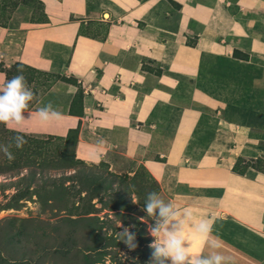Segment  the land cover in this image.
<instances>
[{"label": "crops", "instance_id": "1", "mask_svg": "<svg viewBox=\"0 0 264 264\" xmlns=\"http://www.w3.org/2000/svg\"><path fill=\"white\" fill-rule=\"evenodd\" d=\"M41 1L45 22H34L22 5L0 26V86L8 80L4 69L17 62L69 81L43 85L23 125L6 127L58 137L79 128L77 158L136 160L180 219L191 209L184 230L190 253L264 264V254L216 230L230 218L264 240V171L252 165L264 159V0ZM90 22L106 25L104 37L83 32ZM49 102L63 118L42 124L36 111ZM239 158L251 163L244 173L233 170ZM200 220L212 225L208 239L218 249L195 233Z\"/></svg>", "mask_w": 264, "mask_h": 264}, {"label": "rangeland", "instance_id": "2", "mask_svg": "<svg viewBox=\"0 0 264 264\" xmlns=\"http://www.w3.org/2000/svg\"><path fill=\"white\" fill-rule=\"evenodd\" d=\"M27 3L24 6L32 10V16L34 9L35 19L40 17V11L35 10L31 5L36 3L33 1ZM11 10L12 7L6 0H0V21L7 20ZM177 10L176 4L170 9L168 18H171L166 24L171 28L175 27L178 20ZM107 16L108 14L105 15ZM83 32L102 38L106 32V25L90 22L84 26ZM195 41L190 38L188 44H195ZM240 56L247 58L246 54ZM147 62H151L152 65ZM144 65L159 67L153 61H146ZM18 68L21 67L9 68L12 72L11 78L18 74ZM22 68V74L34 93V99L38 91L43 89V85H48L50 79H54ZM79 100L78 97L77 101ZM32 102L29 103V107ZM11 138V133L4 129L0 130V145H8ZM34 139L38 140L36 146L40 151L45 150L55 154L59 150L72 154V140L46 138L45 135H35ZM9 150L14 159L9 160L0 151V264H165V258H157L156 249L149 247L155 242V237L154 242L149 245L137 241L138 246L135 250L129 251L127 246L118 239L121 227L126 226L117 214L119 211L110 210V207L105 208L98 199L92 201L97 207L96 213L87 216L98 215L101 219H105L102 222L107 223H102L105 227L96 231L95 243L90 233L91 221H87L81 233L75 222L79 210L77 206H83V209L89 206V201L83 205L79 204L80 195L89 196L90 194V192H82L84 182L95 181L94 175L97 174L129 173L132 178L125 182L123 187L127 186V188L123 189L137 203L140 190H137L134 184L150 180L152 175L138 161L113 153L112 165L106 162L91 164L84 161L85 164H78L71 168H57V164L54 166L43 164L46 167L43 168L38 164V162L41 164L42 160L34 156L29 159L21 158L25 152L15 146ZM243 161L244 159L240 158L237 164L238 170L246 169L248 162L243 163ZM254 165L263 170L264 159H259ZM108 179L111 180V178ZM55 185L59 186V189H56ZM62 185L66 186V191L61 189ZM158 194L164 199L165 204L169 203V198L165 194L162 192ZM111 198L107 195L106 200L109 201ZM10 205L16 206L8 208ZM145 218L143 217L142 220L150 233L149 229L156 225V218L151 217L150 221ZM130 225L135 224L132 222ZM138 229L135 225V228L130 230L135 232L139 231ZM216 230L233 242L264 254V240L254 237L230 218L220 219ZM106 236L111 239H105Z\"/></svg>", "mask_w": 264, "mask_h": 264}, {"label": "clouds", "instance_id": "3", "mask_svg": "<svg viewBox=\"0 0 264 264\" xmlns=\"http://www.w3.org/2000/svg\"><path fill=\"white\" fill-rule=\"evenodd\" d=\"M17 71L16 76L0 86V124L5 126L23 125L27 120L23 113L27 111L29 103L34 99V93L28 87L22 74L23 68H18ZM36 116L42 124L57 122L63 118V114L54 109L51 102L39 107ZM26 143L25 137L18 134L11 138L8 145H0V151L11 160L14 157L9 149L12 146L21 149ZM142 210L146 211L149 216L156 218V225L149 229L151 235L156 239L149 247L156 249L157 258L170 259L172 264H229V258L218 251H213L207 256L202 253H190V244L186 246L188 241L184 236L185 224L192 220L190 208L184 209V218L180 219V212L176 210V206L171 201L165 204L164 199L158 193L149 192L145 207ZM173 221H177L178 225L174 226L175 230L169 231L168 226ZM132 228H135V225L122 226L118 233L119 241L123 242L129 251H134L138 246L135 243L136 233L130 230ZM194 231L198 236L205 239L210 248L215 250L220 247L217 240L208 239L212 231V225L208 220H200L196 223ZM161 233L164 236L162 241Z\"/></svg>", "mask_w": 264, "mask_h": 264}, {"label": "trees", "instance_id": "4", "mask_svg": "<svg viewBox=\"0 0 264 264\" xmlns=\"http://www.w3.org/2000/svg\"><path fill=\"white\" fill-rule=\"evenodd\" d=\"M28 1L29 2L33 1V3H36V5L34 4H31V5L34 6L35 10L37 9L38 11H40V14H41L40 17L35 19L34 17L35 11L30 6L33 9V16H32L33 21L34 22H45L47 20V16L44 12V4L41 0H6V2H8L11 5L12 10L7 20L0 21V26L6 27L9 24V20L14 10L18 8L19 6L28 4L27 3ZM12 67H24L26 69L39 72L44 76L53 77L54 79H50V81L55 80V79L69 81L67 77H64L62 75L42 72V71H39L35 68H32L31 66H28L20 62L15 63L14 65H12ZM4 71H6L7 78L8 80H10L12 76V72L10 71L9 68L4 69ZM1 129H4L6 132L11 133L12 137L18 134L23 135L25 139L27 140V143L23 146V148L20 149L22 152H25L21 158L25 157L29 159L34 156L37 159L42 160L41 164L39 162L38 164L43 168H46L45 165L43 164H47L48 166H54V164H57L56 165L57 168H66V167L71 168V167H76L78 164H85L83 160L77 158L76 153H75V146L78 140L79 128L71 129L67 137L45 135L46 138H57V139L67 140V141L72 140L73 151L71 155L65 151H59V150H57L55 154L50 151H45V150L40 151L38 150V147L36 146V142H38V140L34 139L35 138L34 134H26L23 132L10 130L5 125L0 124V130ZM239 160L240 158L234 165L233 170L238 173H244L247 170L248 165H251V163L248 162V165L246 166L245 170H238L237 164ZM252 165L254 166V168L258 170H262L256 167L254 163ZM262 171H264V169ZM108 178H111V180ZM131 178L132 176L129 173L124 174V175H119L116 173L107 172L106 174L94 175L95 181L91 183L84 182L82 192H87V193L90 192V194L89 196L80 195L79 204L83 205L89 201L88 204L90 207L86 206L83 209V206H80V207L79 205L77 206L79 210L77 212V217L75 218L76 219L75 222L77 225V229L80 233L82 232V230L85 229L87 221L90 220L91 221L90 233L92 236V240L95 243L97 240V238H95L97 237V235L95 234L96 231L105 227L104 225H102V223H107V222H102L105 219H101V217L98 215H93L89 217L87 216L88 214L96 213L97 207L92 201L94 199H98V201L105 208L110 207L109 208L110 210H118L119 212H117V214L120 217V220L124 225L129 226L133 222L136 225L137 229L140 228L138 229L139 231H135L136 233L135 243L139 241L146 245H149L150 243L154 242V237L148 232V230L146 229L147 225L142 220V218L143 217L145 218L146 216L148 218V221H150L151 216H149L146 211H143L140 209H143L145 207L147 194L149 192H156V189H157L156 193H159V192L161 193L162 188L159 182L153 177V175H150V180H143L139 183L136 182L134 186L138 188L137 190H140V193H138V202L135 203L134 198L132 196H128L125 190L123 189V188H127V186L126 187H123V186L125 182L127 180H130ZM86 180L90 181L89 179H86ZM114 186H116L117 188L115 189ZM55 188L59 189V186H56ZM61 189L63 191H66V186L62 185ZM107 195L112 197L109 201L106 200ZM112 195H115V196H112ZM14 206L16 205H10L8 208H14ZM3 209H7V208H3ZM105 239H111V237L109 238L108 236H106ZM168 263H169V259H165V264H168Z\"/></svg>", "mask_w": 264, "mask_h": 264}]
</instances>
